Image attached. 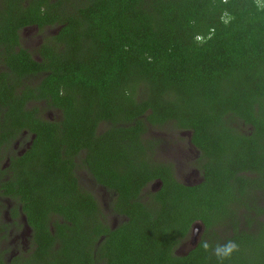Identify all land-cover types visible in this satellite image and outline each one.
<instances>
[{
	"label": "trees",
	"instance_id": "trees-1",
	"mask_svg": "<svg viewBox=\"0 0 264 264\" xmlns=\"http://www.w3.org/2000/svg\"><path fill=\"white\" fill-rule=\"evenodd\" d=\"M21 1L0 11V147L31 145L1 188L21 199L36 264H264V0ZM30 26L58 28L38 61L13 50ZM171 131L191 132L196 186L161 155ZM79 168L115 195L117 226Z\"/></svg>",
	"mask_w": 264,
	"mask_h": 264
},
{
	"label": "flooded vegetation",
	"instance_id": "flooded-vegetation-1",
	"mask_svg": "<svg viewBox=\"0 0 264 264\" xmlns=\"http://www.w3.org/2000/svg\"><path fill=\"white\" fill-rule=\"evenodd\" d=\"M26 3V1L21 0H0V11H3V9H7V7H11L12 9L16 7V5H19L20 3ZM34 31V32H49L52 31V36L57 32L58 28L54 26H45L41 30L37 28V26H30L25 27L18 32L19 36V46L16 49H13L15 51H18L19 49H24L29 52L30 55H32V58L34 60H39L37 55L38 48L44 44L47 43L52 36L47 40L44 41L40 40L39 43L32 48V50L26 48L22 44V37L27 31ZM5 71V67L2 63V59L0 58V72ZM179 136H186V145L189 153H193L194 161H196L199 157V151L191 144V132L189 131H180L177 132ZM164 137V136H163ZM166 138V136L164 137ZM176 138V137H175ZM174 138V139H175ZM16 140V143L14 141ZM15 140L11 141L10 144H3L0 147V264H36V258L35 255L38 251V247L36 244V236H35V230L33 226L29 225L27 221V217L25 213L22 210L21 205V199L19 197L11 198L6 193L4 194L5 189L3 190L1 186H3L4 182L8 180H13L14 177V170L11 169V157L13 155L15 156H23L26 151L30 148L31 141L26 137L24 134L21 137H17ZM172 145V144H171ZM163 148V146H162ZM164 151V149H163ZM165 152V151H164ZM187 157V153L184 152V150H181L180 146L177 148V152H168L167 155L164 157L171 158L172 161L175 163L174 171H175V178L181 182L182 184L186 186H196L200 182H202V177L200 171L196 168L194 171H190L188 174L184 175L181 179L177 178V170L178 168H181V163L177 157ZM175 160L178 161V164H176ZM4 161V162H3ZM81 168L76 170L75 177L77 180H79V183L84 186L85 189H88L95 197L97 201V205L102 209L103 214L108 219V223L112 225V227H115L118 225V218L115 216V214L111 210V206L113 204V200L115 195L112 194V197L108 193L107 190L99 187L94 183L92 177H90L88 174H86L84 171L82 175H80ZM182 175V174H181ZM90 179V183L93 188L96 189L98 193L101 194V197L97 195V192L94 193L90 188L87 187L86 178ZM160 186V183H154L149 186V190L151 192H155L158 190ZM107 201V203H106ZM106 209V211L104 210ZM111 217L112 222H109V218ZM102 218V217H101ZM100 218V219H101ZM55 219H51L49 223V231L53 234V224ZM62 222V221H61ZM194 225V224H193ZM192 225V227H193ZM191 227V228H192ZM191 232V229H190ZM189 232V237H190ZM203 233V230L201 234ZM200 234V236H201ZM199 236V239H200ZM101 236L99 241L96 243V246L100 244L102 241ZM188 237V239H189ZM184 242L181 246L185 247ZM59 242H57L52 248L49 249L50 255L53 251H58ZM189 244V242H188ZM191 247L189 246L188 250ZM177 253V252H176ZM186 253V252H185ZM184 253V254H185ZM180 254V253H178Z\"/></svg>",
	"mask_w": 264,
	"mask_h": 264
},
{
	"label": "rangeland",
	"instance_id": "rangeland-1",
	"mask_svg": "<svg viewBox=\"0 0 264 264\" xmlns=\"http://www.w3.org/2000/svg\"><path fill=\"white\" fill-rule=\"evenodd\" d=\"M52 31H43V32H34V31H27L25 32V34L22 37V44L24 47L32 50L33 47H35L40 40L44 41L45 39H49L50 36H52ZM55 32V31H54ZM44 115L49 117V118H58V113L54 112V111H48L45 110ZM160 134V133H159ZM166 136V138H164ZM164 137H162L164 139V145H163V149L165 152H162V156L167 155L168 152H177V148L180 146L181 150H184V152L187 153V157L185 158L184 156L182 157H177L176 159H178L181 163V168H178L179 170H177V178H182L184 175L188 174L190 171H194L196 169V164L194 161V156L193 153H189L188 149H187V145H186V136H179V134L177 132L171 131L169 134H166ZM176 137V138H175ZM175 138V139H174ZM16 143V140L14 141L13 144ZM172 144V145H171ZM4 162V161H3ZM176 164H178V161L175 160ZM83 171L80 172V175H82ZM182 174V175H181ZM87 187L90 188L94 193H96V189L92 187L91 183H90V179L87 177L85 179ZM97 195L99 197H101V194L97 192ZM107 203V201H106ZM106 211V209H104ZM110 217V216H109ZM109 222H112L111 217L109 218ZM189 239L186 241L185 243V247L179 246L178 249L176 250L177 253L180 254H184L187 249L189 248Z\"/></svg>",
	"mask_w": 264,
	"mask_h": 264
},
{
	"label": "water",
	"instance_id": "water-1",
	"mask_svg": "<svg viewBox=\"0 0 264 264\" xmlns=\"http://www.w3.org/2000/svg\"><path fill=\"white\" fill-rule=\"evenodd\" d=\"M202 230H203V226L200 223H195L191 228L190 237H189V246L191 248L197 245Z\"/></svg>",
	"mask_w": 264,
	"mask_h": 264
},
{
	"label": "clouds",
	"instance_id": "clouds-1",
	"mask_svg": "<svg viewBox=\"0 0 264 264\" xmlns=\"http://www.w3.org/2000/svg\"><path fill=\"white\" fill-rule=\"evenodd\" d=\"M207 247H208V245L205 244V248H207ZM236 248H237V246L233 242L229 241L228 244H226L222 247H218L216 250V254L219 256L223 252V255L227 256V255H230L231 252L235 251Z\"/></svg>",
	"mask_w": 264,
	"mask_h": 264
}]
</instances>
